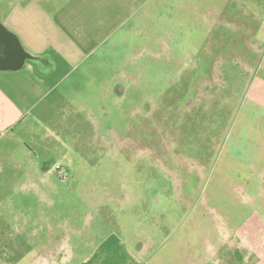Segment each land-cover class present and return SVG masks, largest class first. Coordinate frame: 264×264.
Returning a JSON list of instances; mask_svg holds the SVG:
<instances>
[{"label": "rangeland", "instance_id": "1", "mask_svg": "<svg viewBox=\"0 0 264 264\" xmlns=\"http://www.w3.org/2000/svg\"><path fill=\"white\" fill-rule=\"evenodd\" d=\"M118 39L43 90L18 77L16 121L0 125V264H101L111 240L137 264H238L219 255L228 232L260 263L264 0H149Z\"/></svg>", "mask_w": 264, "mask_h": 264}, {"label": "crops", "instance_id": "2", "mask_svg": "<svg viewBox=\"0 0 264 264\" xmlns=\"http://www.w3.org/2000/svg\"><path fill=\"white\" fill-rule=\"evenodd\" d=\"M148 1L10 0L9 10L0 22L16 35L32 58L24 61L25 70L0 69V125H11L16 121L10 114V107H13L14 99L19 101L22 98L21 86L16 85L20 81L18 77L30 74L34 80V90H43L50 82L59 83L61 79H67L76 68L103 62L107 53L117 50L116 42L120 40H117L118 31L123 21ZM61 69H64L62 76L59 74ZM251 218L249 227L264 232V214L260 216L257 213ZM238 234L228 232L226 237L220 238L224 252L219 255L231 259L233 255L229 254L230 250L233 254L236 252L235 260L238 264H246L249 256L239 250L236 242ZM247 238L251 237L241 238L238 243H247L244 240ZM61 239L56 238L57 243ZM109 243L112 250L102 251L101 261L107 264H137L134 263L137 260L136 254L122 242L111 240ZM251 243L256 244L254 247L258 251L254 255L260 261L253 264H264V240L252 235Z\"/></svg>", "mask_w": 264, "mask_h": 264}, {"label": "water", "instance_id": "3", "mask_svg": "<svg viewBox=\"0 0 264 264\" xmlns=\"http://www.w3.org/2000/svg\"><path fill=\"white\" fill-rule=\"evenodd\" d=\"M31 55L26 52L16 35L9 31L0 22V69L20 68L26 59H31ZM117 92L122 94V88Z\"/></svg>", "mask_w": 264, "mask_h": 264}, {"label": "flooded vegetation", "instance_id": "4", "mask_svg": "<svg viewBox=\"0 0 264 264\" xmlns=\"http://www.w3.org/2000/svg\"><path fill=\"white\" fill-rule=\"evenodd\" d=\"M120 88H121L120 85L116 86V87H115V92H116V93L119 92V91L121 90ZM120 95H121V94H120ZM45 168L48 169V166L46 165Z\"/></svg>", "mask_w": 264, "mask_h": 264}]
</instances>
